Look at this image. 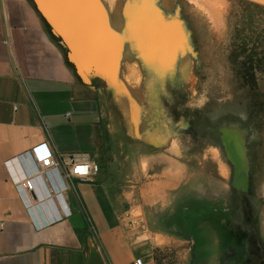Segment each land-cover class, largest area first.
<instances>
[{
    "label": "crops",
    "instance_id": "obj_1",
    "mask_svg": "<svg viewBox=\"0 0 264 264\" xmlns=\"http://www.w3.org/2000/svg\"><path fill=\"white\" fill-rule=\"evenodd\" d=\"M184 50L181 66L192 58ZM118 54L117 82L126 61ZM118 86L135 108L134 97ZM125 104L124 95L97 77L80 78L32 0H0V264H134L139 258L167 264L155 255L167 247L176 250L171 264H209L205 256L193 258L194 241L178 234L175 220L166 227L156 220L174 212L192 176L162 141L135 135ZM134 120L140 136L143 121L139 132ZM49 139L62 154L84 153L100 164L92 181L75 179L83 207L67 193L74 208L54 221L28 208L13 178L20 165L8 164ZM148 208L155 214L151 228L134 217Z\"/></svg>",
    "mask_w": 264,
    "mask_h": 264
},
{
    "label": "rangeland",
    "instance_id": "obj_2",
    "mask_svg": "<svg viewBox=\"0 0 264 264\" xmlns=\"http://www.w3.org/2000/svg\"><path fill=\"white\" fill-rule=\"evenodd\" d=\"M218 2L215 18L209 4L200 7L192 0H173L171 7L163 6L162 0H122L120 32L131 52L123 73L139 85L135 94L145 127L140 136L131 99L119 82L116 92L126 98L125 121L135 135L162 141L187 166L192 178L182 186V193L197 186L230 194L228 203L237 213L236 220L248 216L264 244V0ZM171 31L172 47L164 50L159 40ZM183 49L192 56L188 60L195 73L193 85L182 73ZM226 125L238 129H232L236 133L232 141L235 137L240 141V172L250 174L247 189L234 183L237 167L227 150ZM76 188L80 193L77 183ZM146 210V215L134 217L143 219L138 222L147 220L144 224L151 228L155 214ZM175 253L168 247L155 250L158 261L167 264Z\"/></svg>",
    "mask_w": 264,
    "mask_h": 264
},
{
    "label": "flooded vegetation",
    "instance_id": "obj_3",
    "mask_svg": "<svg viewBox=\"0 0 264 264\" xmlns=\"http://www.w3.org/2000/svg\"><path fill=\"white\" fill-rule=\"evenodd\" d=\"M236 167L234 183L239 188L247 189L250 183L249 171L243 174L239 171L237 163ZM225 194L209 189L199 190L196 186L178 195L176 204L172 207L173 213L169 211L168 214H160L156 220L160 227H166L175 220L181 232H185V235L194 241V259L199 260L205 256L210 261L209 264H258L256 260H264V244L256 234V224L252 223L248 216L245 221H237V213L228 203L231 195ZM206 231L208 239L205 238ZM199 242L200 251L197 249Z\"/></svg>",
    "mask_w": 264,
    "mask_h": 264
},
{
    "label": "bare ground",
    "instance_id": "obj_4",
    "mask_svg": "<svg viewBox=\"0 0 264 264\" xmlns=\"http://www.w3.org/2000/svg\"><path fill=\"white\" fill-rule=\"evenodd\" d=\"M54 6H52L54 9H56L57 14L61 17V19L65 22L66 28L68 27V32L70 33V37L72 38V42L75 44L76 48L74 49V54L78 58L80 64L83 67V70L85 72H89L93 69L102 68L109 73V75H112L114 72V76L116 75L117 66L113 64V61L109 59V55H107V52L104 54L100 53V48L98 47V38L93 35V33L88 30V27L90 25V20L83 18V16L88 17L90 16V12L88 8L82 9L78 6L71 5L68 8L62 7L59 2H55V0H48V2ZM194 2L199 3L200 7H203L206 4H209V7H211L216 13L215 18L219 16V9H216L214 5H220V1L218 0H192ZM91 3H95L98 6V9L100 11L102 20L106 26V29L108 30V33L112 36V39L114 40L115 47H116V53H121L122 59L125 57V59H129L128 55L126 54L128 52V46L124 43L123 34L121 31V20H120V13H119V7L121 6L122 0H90ZM163 5L165 7H171L173 0H162ZM86 14V15H85ZM57 18V17H56ZM171 34H163V37L159 40L161 43V47L164 50L171 49L172 44H170L171 39L173 38L172 31ZM157 42V41H156ZM183 45V44H182ZM181 46V45H180ZM185 50L183 49V55L185 56ZM127 55V56H126ZM120 55L118 54V58ZM182 58V57H181ZM183 59V58H182ZM116 66V67H114ZM192 66L190 60H183L182 61V73L185 76L186 79H188L189 82L193 85L194 83V75L192 73ZM134 74V73H133ZM131 77V76H130ZM126 79V80H125ZM133 79L128 78L127 73L124 72L120 80L118 81L121 83V87L124 91L128 92L131 96L135 99V108H134V116L136 118V124L137 129L139 132L142 131L143 125H142V117H141V108L139 105V100L137 99V95L134 94L137 93L136 86L139 87L138 83L133 82ZM120 87V86H119ZM235 125V124H232ZM232 125H226L224 126V132H226V139L228 142V146L231 149L227 147V150L229 152L230 157L237 163V166L240 169L243 168V162H242V152H238L237 147L240 145V141H236V137L234 138V141H232V138L234 134L232 132V129H237V126ZM229 127V128H227ZM238 130V129H237ZM239 136V135H238ZM225 142V141H224ZM226 144V142H225ZM227 146V144H226ZM233 147V150H232ZM241 154V156H240ZM240 175V174H239Z\"/></svg>",
    "mask_w": 264,
    "mask_h": 264
},
{
    "label": "built area",
    "instance_id": "obj_5",
    "mask_svg": "<svg viewBox=\"0 0 264 264\" xmlns=\"http://www.w3.org/2000/svg\"><path fill=\"white\" fill-rule=\"evenodd\" d=\"M50 140L12 158L8 164L20 165V171L14 173L13 178L28 208L41 210L54 221L71 214L67 193H72L83 207L75 179L92 181L100 164L84 153L62 154L50 145ZM143 263L144 260L139 258L134 264Z\"/></svg>",
    "mask_w": 264,
    "mask_h": 264
},
{
    "label": "water",
    "instance_id": "obj_6",
    "mask_svg": "<svg viewBox=\"0 0 264 264\" xmlns=\"http://www.w3.org/2000/svg\"><path fill=\"white\" fill-rule=\"evenodd\" d=\"M32 2L39 11L40 15L49 25L52 33L60 39L63 46L67 49V57L69 61L75 66L80 78L85 82H89L93 77H97L100 81H102L107 89L116 91L117 80L114 76V72L112 75H109V73H107V71L102 68L93 69L89 72H85L83 70L82 65L74 54V49L76 46L72 42V38L69 35V28H66L65 22L57 14L56 9L52 7L54 5H52L50 1L48 2V0H32ZM55 2H59L62 7L67 8L71 5L78 6L81 8V10L84 9V7L85 9L88 8L90 16H83V18L90 20L88 30H90L93 35L98 38V47L100 48V53L104 54L107 52L110 61L112 60L113 64L117 66V70H119L118 53H116L115 47L116 45L112 39V36L106 29L96 2L91 3L90 0H55Z\"/></svg>",
    "mask_w": 264,
    "mask_h": 264
},
{
    "label": "trees",
    "instance_id": "obj_7",
    "mask_svg": "<svg viewBox=\"0 0 264 264\" xmlns=\"http://www.w3.org/2000/svg\"><path fill=\"white\" fill-rule=\"evenodd\" d=\"M164 231H166V230H164ZM166 232H168V231H166ZM180 236H182V237H186V235H185V232H181V231H179V233H178Z\"/></svg>",
    "mask_w": 264,
    "mask_h": 264
},
{
    "label": "snow or ice",
    "instance_id": "obj_8",
    "mask_svg": "<svg viewBox=\"0 0 264 264\" xmlns=\"http://www.w3.org/2000/svg\"><path fill=\"white\" fill-rule=\"evenodd\" d=\"M79 171V170H78Z\"/></svg>",
    "mask_w": 264,
    "mask_h": 264
}]
</instances>
